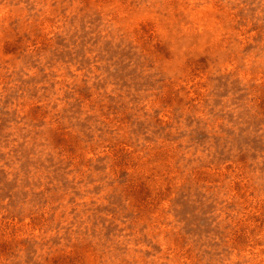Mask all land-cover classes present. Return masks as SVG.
Masks as SVG:
<instances>
[{"label": "rangeland", "instance_id": "obj_1", "mask_svg": "<svg viewBox=\"0 0 264 264\" xmlns=\"http://www.w3.org/2000/svg\"><path fill=\"white\" fill-rule=\"evenodd\" d=\"M0 264H264V0H0Z\"/></svg>", "mask_w": 264, "mask_h": 264}]
</instances>
